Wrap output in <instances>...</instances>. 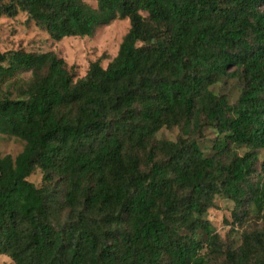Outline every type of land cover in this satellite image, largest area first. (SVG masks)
<instances>
[{"label":"trees","instance_id":"obj_1","mask_svg":"<svg viewBox=\"0 0 264 264\" xmlns=\"http://www.w3.org/2000/svg\"><path fill=\"white\" fill-rule=\"evenodd\" d=\"M3 2L0 19L23 12L55 41L116 18L131 29L107 67L93 62L81 78L55 52L0 50V80L32 74L19 98L0 100V134L25 143L0 157V255L264 264V228L236 246L205 218L223 196L264 220V0ZM229 80L242 89L233 104L211 89ZM164 128L180 134L158 139ZM206 128L217 132L210 155Z\"/></svg>","mask_w":264,"mask_h":264},{"label":"rangeland","instance_id":"obj_2","mask_svg":"<svg viewBox=\"0 0 264 264\" xmlns=\"http://www.w3.org/2000/svg\"><path fill=\"white\" fill-rule=\"evenodd\" d=\"M4 0L2 4L9 3ZM93 7L98 6L97 0H86ZM146 15V13H144ZM131 29L129 17L116 18L108 24L101 25L92 37H71L61 41L53 40L48 32L38 27L29 20L23 12L15 16H2L0 19V50L2 52L12 50L55 52L64 59L68 68L76 75V78L84 77L90 64L101 60L102 65L108 64L118 55L124 37ZM31 72H21L12 78L0 80V100L6 98L17 99L21 92L28 87ZM216 94L226 95L230 103H236L241 94V86L237 80L218 83L211 88ZM180 134L179 129H162L158 139L176 140ZM217 138V132L212 128L204 130L201 139V146L207 155L213 154V144ZM25 147V143L13 136L0 134V157L11 155L16 158ZM246 148L239 149L244 154ZM263 160L264 152H261ZM261 164V163H260ZM260 168V165H259ZM255 180L257 177L254 178ZM31 180L38 186L44 185L43 174L37 171ZM239 213L240 219L236 217ZM212 227L219 232L226 242H235L238 246L242 243V236L245 231H254L264 228V220L258 217L252 206L241 213L236 210V204L230 199L217 196L214 206L205 215ZM204 237L205 235L202 234ZM0 264H16L7 255H0Z\"/></svg>","mask_w":264,"mask_h":264}]
</instances>
